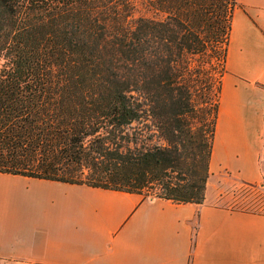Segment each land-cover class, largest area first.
<instances>
[{
    "label": "trees",
    "instance_id": "1",
    "mask_svg": "<svg viewBox=\"0 0 264 264\" xmlns=\"http://www.w3.org/2000/svg\"><path fill=\"white\" fill-rule=\"evenodd\" d=\"M238 6L0 0V173L203 203Z\"/></svg>",
    "mask_w": 264,
    "mask_h": 264
},
{
    "label": "crops",
    "instance_id": "2",
    "mask_svg": "<svg viewBox=\"0 0 264 264\" xmlns=\"http://www.w3.org/2000/svg\"><path fill=\"white\" fill-rule=\"evenodd\" d=\"M238 3L243 31L257 43L243 42L259 46L261 57L255 63L240 45L234 65L231 37L210 170L215 181L224 180L221 167L256 183L264 158V88L256 85L264 81V0ZM217 194L208 185L203 203H177L0 173V264H264V213L223 205Z\"/></svg>",
    "mask_w": 264,
    "mask_h": 264
},
{
    "label": "rangeland",
    "instance_id": "3",
    "mask_svg": "<svg viewBox=\"0 0 264 264\" xmlns=\"http://www.w3.org/2000/svg\"><path fill=\"white\" fill-rule=\"evenodd\" d=\"M242 6V4H241ZM239 7V6H238ZM237 7V8H238ZM244 11H235L234 14V24H233V33H232V61L234 65L237 62V57L239 56V46L242 45V52L241 55L246 56L248 58L254 57L255 63H258L261 57V48L259 46H256L254 48V51H251L248 47L245 46L244 42H251L253 44H256V38L255 36L249 31L244 32ZM244 41V42H243ZM1 63V60H0ZM242 65L236 68H241ZM256 85L262 89L264 88V81H261L260 79L256 80ZM264 118V113H263ZM264 126V125H263ZM264 129V127H262ZM262 155L264 154V147H263ZM264 157V155L262 156ZM260 170L263 174L260 181L254 183H247L244 180H241L237 175V177L232 173V171L228 168H219L221 173L224 175V180H217L214 179L216 176L214 173L215 171L211 170V174L208 180L209 187L211 186V190H214V193L216 196H218L219 192L223 193V198H220V203L223 205H228L233 208H241L245 210L255 211V212H263L264 213V158L261 161ZM85 172L87 170L85 169ZM213 173V175H212ZM215 175V176H214ZM224 185H227V187H224ZM223 191V192H222ZM207 194V190H206ZM225 198V199H224Z\"/></svg>",
    "mask_w": 264,
    "mask_h": 264
}]
</instances>
